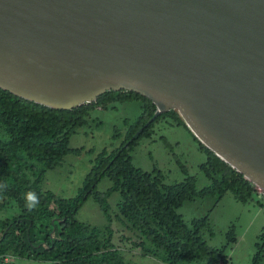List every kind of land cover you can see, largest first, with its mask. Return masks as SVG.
Returning a JSON list of instances; mask_svg holds the SVG:
<instances>
[{
    "label": "water",
    "instance_id": "water-1",
    "mask_svg": "<svg viewBox=\"0 0 264 264\" xmlns=\"http://www.w3.org/2000/svg\"><path fill=\"white\" fill-rule=\"evenodd\" d=\"M0 88L55 109L140 93L143 127L175 110L264 191V0H0Z\"/></svg>",
    "mask_w": 264,
    "mask_h": 264
},
{
    "label": "trees",
    "instance_id": "trees-1",
    "mask_svg": "<svg viewBox=\"0 0 264 264\" xmlns=\"http://www.w3.org/2000/svg\"><path fill=\"white\" fill-rule=\"evenodd\" d=\"M127 100L140 102L139 115L125 121V138L118 147L102 149L95 156L76 194L59 197L43 190L40 184L46 171L58 166L69 152H79L69 147V138L85 123L88 112L112 101ZM155 109L148 97L127 90L106 91L90 103L55 109L0 88V185H7L0 189V210L11 200L19 209L12 217L0 220V256L11 252L28 259H49L52 264H128L112 245L109 229L105 232L76 218L91 195L108 215L107 198L118 192L117 217L137 235L139 246L147 245L148 251L164 263L183 264L207 257L215 263L231 264L223 251L208 247L202 239L204 219L186 223L177 207L195 196L216 194L219 198L228 190L238 200L264 203L250 181L202 144L175 110L160 113L143 127ZM167 114L189 130L206 155L199 167L209 182L200 189H196L193 177L164 184L157 170L144 171L132 163L129 151L140 138L149 137L152 124ZM105 176L111 181L110 187L97 191V183ZM29 191L40 201L32 210L25 208ZM256 245L258 251L251 264H257L259 250L264 248V226ZM0 264L9 263L0 258Z\"/></svg>",
    "mask_w": 264,
    "mask_h": 264
},
{
    "label": "rangeland",
    "instance_id": "rangeland-1",
    "mask_svg": "<svg viewBox=\"0 0 264 264\" xmlns=\"http://www.w3.org/2000/svg\"><path fill=\"white\" fill-rule=\"evenodd\" d=\"M140 110L138 100L122 103L112 101L104 107L96 106L90 110L85 123L69 138V147L78 148L79 152H69L58 166L47 170L40 187L59 197L74 196L95 156L102 149L112 150L120 145L127 130L125 121H133ZM150 130V136L140 138L129 151L135 166L144 171L157 170L164 184L183 182L187 177L194 178L196 189L208 184L209 179L199 167L206 161V155L189 130L169 114L156 120ZM110 185L111 181L105 176L97 183L96 190L104 192ZM250 186L264 203V191L253 183ZM2 200L3 197L0 196V202ZM107 201L109 208L108 215H105L91 195L76 212L77 220L97 226L105 232L109 229L112 245L128 264H166L160 257L149 252L147 245L139 246L137 235L117 217L119 193H111ZM18 212L19 209L11 200L7 207L0 210V220L10 218ZM176 212L186 223L193 219H204V225L200 229L202 239L208 247L223 251L229 263H252L264 226V205L257 204L255 199L238 200L228 190L219 198L216 194H208L185 200L177 207ZM144 245L146 250L143 249ZM0 258L9 264H52L49 259H28L11 252ZM183 264L223 263H215L206 257ZM257 264H264V248L259 250Z\"/></svg>",
    "mask_w": 264,
    "mask_h": 264
},
{
    "label": "clouds",
    "instance_id": "clouds-1",
    "mask_svg": "<svg viewBox=\"0 0 264 264\" xmlns=\"http://www.w3.org/2000/svg\"><path fill=\"white\" fill-rule=\"evenodd\" d=\"M7 187V185H0V189H3ZM39 198L35 194V192L29 191L25 195V208L32 210L34 208H37L39 206Z\"/></svg>",
    "mask_w": 264,
    "mask_h": 264
}]
</instances>
